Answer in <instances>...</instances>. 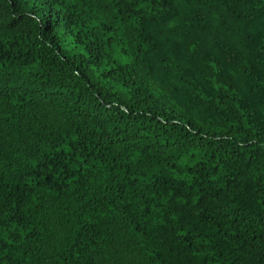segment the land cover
Listing matches in <instances>:
<instances>
[{
    "label": "trees",
    "instance_id": "16d2710c",
    "mask_svg": "<svg viewBox=\"0 0 264 264\" xmlns=\"http://www.w3.org/2000/svg\"><path fill=\"white\" fill-rule=\"evenodd\" d=\"M0 264H264V0H0Z\"/></svg>",
    "mask_w": 264,
    "mask_h": 264
}]
</instances>
